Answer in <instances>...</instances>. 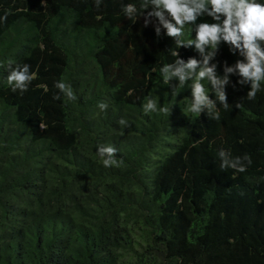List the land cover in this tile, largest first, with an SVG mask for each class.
Masks as SVG:
<instances>
[{
  "label": "trees",
  "instance_id": "obj_1",
  "mask_svg": "<svg viewBox=\"0 0 264 264\" xmlns=\"http://www.w3.org/2000/svg\"><path fill=\"white\" fill-rule=\"evenodd\" d=\"M140 3L0 0V264H264V82L254 101L250 85L226 86L219 120L191 113L192 82L172 96L178 79L164 85L160 69L199 53L145 27ZM237 59L221 43L211 63L223 75ZM9 60L35 73L23 94ZM149 97L170 111L145 114ZM100 145L119 167H104ZM221 149L252 164L222 170Z\"/></svg>",
  "mask_w": 264,
  "mask_h": 264
},
{
  "label": "clouds",
  "instance_id": "obj_2",
  "mask_svg": "<svg viewBox=\"0 0 264 264\" xmlns=\"http://www.w3.org/2000/svg\"><path fill=\"white\" fill-rule=\"evenodd\" d=\"M94 2L99 10L102 0ZM140 8L143 9L145 27L155 20L154 31L157 37L162 35L170 37L179 48L194 46L199 53L200 59L189 57L185 61L180 58L178 51L174 52L173 55L177 57L174 62L160 69L164 85H169L173 78L178 79V86L173 90L172 96L179 93L178 88L189 87L188 82H192L189 87L191 104L188 111L200 115L206 110L211 119L219 120L217 102L225 109L228 108L226 86L230 84L234 90L237 85L241 88L250 85L245 97L250 101L256 99L264 82V3L258 0H141ZM122 10L128 19L136 17L138 12L137 6L131 3L123 5ZM8 15L6 12L0 17V21H6ZM203 17H210L214 22L202 21ZM97 19H102V16H97ZM186 26L190 27L191 33H195L194 38L192 36L187 40L183 38ZM221 43L227 44L233 55L238 53L242 57L231 66L225 61L223 75L217 72L218 63H211L215 60ZM12 64L13 62L9 60L7 84L13 93L19 91L23 94L35 78V73L30 72L31 66L28 64H17L15 67H12ZM231 76L238 78L236 83H232ZM204 80L211 85L215 100L209 98V92L202 83ZM54 86L67 101L77 99L70 84L58 81ZM54 99H60V95H54ZM97 106L101 111H106L108 107L104 102H99ZM236 107H239V103ZM142 110L145 114L150 112L167 114L170 111L168 108L158 107L156 100L151 97L142 105ZM118 123L123 128L131 125L123 118ZM97 149L104 167L120 166V161L116 158L117 149L114 146L100 145ZM218 156L222 170L232 169L235 173H244L252 164L248 154L232 157L230 152L221 149ZM260 182H264V176L256 180L257 185Z\"/></svg>",
  "mask_w": 264,
  "mask_h": 264
}]
</instances>
